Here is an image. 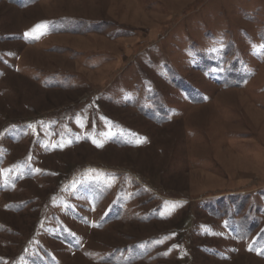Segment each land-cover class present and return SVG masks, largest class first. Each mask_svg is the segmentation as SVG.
Here are the masks:
<instances>
[{
  "label": "rangeland",
  "instance_id": "1",
  "mask_svg": "<svg viewBox=\"0 0 264 264\" xmlns=\"http://www.w3.org/2000/svg\"><path fill=\"white\" fill-rule=\"evenodd\" d=\"M0 264H264V0H0Z\"/></svg>",
  "mask_w": 264,
  "mask_h": 264
},
{
  "label": "snow or ice",
  "instance_id": "2",
  "mask_svg": "<svg viewBox=\"0 0 264 264\" xmlns=\"http://www.w3.org/2000/svg\"><path fill=\"white\" fill-rule=\"evenodd\" d=\"M46 28V25H37L36 26V29H41V31H40V34L42 35V34H44V32H43V29H45ZM35 29L33 30V31H30V32H25L24 33V38L27 40V39H38L39 37H38V35H36L35 34ZM31 127V126H30ZM98 146H100V145H98ZM114 179V178H113ZM110 186V185H109ZM160 242H162V241H156V243H160ZM251 250V249H250Z\"/></svg>",
  "mask_w": 264,
  "mask_h": 264
}]
</instances>
